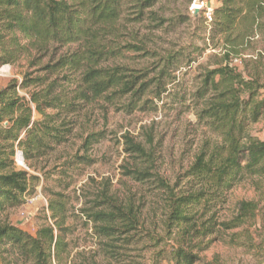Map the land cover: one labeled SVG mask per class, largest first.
<instances>
[{
	"label": "trees",
	"instance_id": "16d2710c",
	"mask_svg": "<svg viewBox=\"0 0 264 264\" xmlns=\"http://www.w3.org/2000/svg\"><path fill=\"white\" fill-rule=\"evenodd\" d=\"M157 1L0 0V66L14 65L21 58L32 57V53L52 56L41 66L31 60L33 70L25 71L21 80H10L0 87L1 264H61L68 246L62 194L49 200L50 215L34 234L4 217L9 209L22 205L40 181L37 174L18 166V155L28 169L36 171L39 161L67 141L73 128L69 115L78 111L77 102L107 98L110 91L112 97L126 99L122 109L131 113L147 95L158 100L164 94L168 96L167 86L178 83L173 73L196 62V53L202 54L203 48L192 42L169 52L161 56L155 76L148 80H144L147 73H133L121 65L101 66L121 54L122 50L109 44L107 37L116 34L123 11L128 7L136 13L132 20H143ZM217 1L211 21L207 23L202 17L197 22L203 28L205 44L206 40L221 43V50L210 56L213 62L198 65L202 67L201 83L195 96L202 100V106L196 115L218 136L213 147L202 151L190 168L189 174L201 186L199 190L175 195L149 167H138V162H150L147 147L128 134L122 136L124 151L135 159V166L125 168V175L138 182L154 177L159 188L170 191L169 218L176 225L190 220V211L196 205L222 196L241 175H264V141L246 131L247 122L256 121L264 109V97L260 98L264 63L259 52L247 57L244 53L264 28V0ZM70 45L77 47L59 53ZM125 48L144 49L134 44ZM102 137L100 132L88 134L82 148L87 151ZM90 162L85 154H75L67 161L70 167ZM113 200L105 196L104 209L87 214L94 223H101L96 232L105 237L130 232L138 223L135 207ZM248 205L243 203L241 208ZM171 255L175 264H192L196 259L180 247Z\"/></svg>",
	"mask_w": 264,
	"mask_h": 264
},
{
	"label": "rangeland",
	"instance_id": "374dc122",
	"mask_svg": "<svg viewBox=\"0 0 264 264\" xmlns=\"http://www.w3.org/2000/svg\"><path fill=\"white\" fill-rule=\"evenodd\" d=\"M202 2L204 10L218 5L217 0H158L143 20H132L136 13L127 7L116 24V34L107 37L109 44L122 51L101 66L121 65L133 73H147L144 80L155 76L161 56L191 42L203 48L202 54L194 55L196 62L173 73L178 83L167 86L168 96L164 94L158 100L147 95L131 113L122 109L126 99L112 97L110 91L107 98L77 102L78 111L69 115L73 128L67 141L39 161L36 171L23 162L17 163L37 174L40 181L25 202L9 209L4 217L34 234L50 215L49 200L62 194L66 201L63 225L67 228L68 246L61 264H175L171 254L179 247L196 256L192 264H264V175H241L222 196L191 209L190 220L181 225L169 218L170 191L159 188L154 177L138 182L125 175V168L135 166L134 157L123 149L122 136L128 134L151 154L150 162H138V167H149L175 195L189 194L201 187L189 174L190 168L202 151L213 147L218 136L196 115L202 106V100L195 96L201 83L202 67L198 65L208 66L213 62L210 56L221 50L220 42L206 40L205 44L202 39L203 28L197 22L205 18L203 9L196 14L190 10L193 4ZM252 39L245 56L259 52L264 63V28ZM128 44L144 49L128 50ZM76 47L65 46L59 53ZM31 56L14 65L0 66V87L10 80H21L25 71L33 70L31 60L41 66L52 57L35 53ZM234 62L240 64L238 60ZM238 69L243 70L242 65ZM260 94L263 98L264 90ZM246 131L252 138L264 141V109L256 121L247 122ZM95 132L103 137L84 151V139ZM75 154H85L91 162L70 167L67 161ZM105 196L137 209L136 229L113 237L96 232L101 223H94L87 214L104 209ZM243 203L248 207L241 208ZM48 221L52 222L51 218Z\"/></svg>",
	"mask_w": 264,
	"mask_h": 264
},
{
	"label": "built area",
	"instance_id": "2783aa9c",
	"mask_svg": "<svg viewBox=\"0 0 264 264\" xmlns=\"http://www.w3.org/2000/svg\"><path fill=\"white\" fill-rule=\"evenodd\" d=\"M195 4H193L190 8L191 11H193V9L195 7H198L200 10L203 9V2L199 5H196L194 6ZM204 11V16H205V19L209 22L211 21V13H212V8H206L205 10L203 9ZM234 61H237V60H234Z\"/></svg>",
	"mask_w": 264,
	"mask_h": 264
},
{
	"label": "water",
	"instance_id": "95a60500",
	"mask_svg": "<svg viewBox=\"0 0 264 264\" xmlns=\"http://www.w3.org/2000/svg\"><path fill=\"white\" fill-rule=\"evenodd\" d=\"M199 10H200V9H199L198 7H195V8L193 9L192 13H193V14H196V13L199 12ZM18 161H19V162H22L21 154L18 155Z\"/></svg>",
	"mask_w": 264,
	"mask_h": 264
},
{
	"label": "bare ground",
	"instance_id": "6f19581e",
	"mask_svg": "<svg viewBox=\"0 0 264 264\" xmlns=\"http://www.w3.org/2000/svg\"><path fill=\"white\" fill-rule=\"evenodd\" d=\"M194 6H196V4H195ZM18 162H19V161H18ZM19 163H21V162H19Z\"/></svg>",
	"mask_w": 264,
	"mask_h": 264
}]
</instances>
